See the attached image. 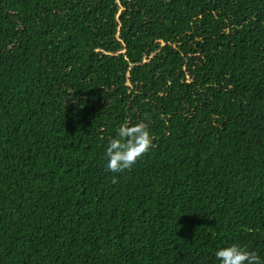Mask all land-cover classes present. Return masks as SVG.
Returning <instances> with one entry per match:
<instances>
[{
	"label": "trees",
	"instance_id": "trees-1",
	"mask_svg": "<svg viewBox=\"0 0 264 264\" xmlns=\"http://www.w3.org/2000/svg\"><path fill=\"white\" fill-rule=\"evenodd\" d=\"M124 122L153 147L106 171ZM264 256V0H0V264Z\"/></svg>",
	"mask_w": 264,
	"mask_h": 264
},
{
	"label": "clouds",
	"instance_id": "clouds-1",
	"mask_svg": "<svg viewBox=\"0 0 264 264\" xmlns=\"http://www.w3.org/2000/svg\"><path fill=\"white\" fill-rule=\"evenodd\" d=\"M153 147V136L144 122L122 123L116 129L104 152L106 171L123 174ZM215 258L219 264H264V256L240 244L218 248Z\"/></svg>",
	"mask_w": 264,
	"mask_h": 264
}]
</instances>
